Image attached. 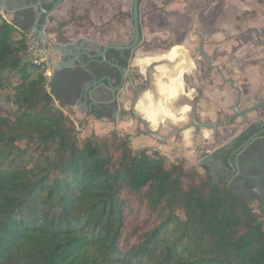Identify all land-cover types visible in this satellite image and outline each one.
<instances>
[{"label":"trees","instance_id":"16d2710c","mask_svg":"<svg viewBox=\"0 0 264 264\" xmlns=\"http://www.w3.org/2000/svg\"><path fill=\"white\" fill-rule=\"evenodd\" d=\"M29 41L0 14V264H264V206L257 213L208 167L134 150L129 135L81 144ZM131 58L107 53L123 69ZM101 60L83 58L119 86L120 71ZM118 108L87 114L114 119Z\"/></svg>","mask_w":264,"mask_h":264},{"label":"flooded vegetation","instance_id":"af4514ba","mask_svg":"<svg viewBox=\"0 0 264 264\" xmlns=\"http://www.w3.org/2000/svg\"><path fill=\"white\" fill-rule=\"evenodd\" d=\"M40 1L43 3L39 5L46 10L47 5L53 6L57 2V0ZM242 6L243 8L236 11L234 25L221 28L224 38L222 42L209 44L211 42L203 38L192 40L194 45L189 53L192 68L189 73L193 77L200 74L201 82L199 85L183 82L184 92H181L174 102L160 95L157 82L153 83L151 71H148L150 75H146L139 84L135 83L130 67L137 49L133 52L129 51L132 53V58L126 69L130 70V76L137 91L131 86L129 79L125 81L122 89L127 84L130 91L134 93V99L130 103L128 112H123V114L127 113L130 121H138L145 127L140 130L142 137H153L162 145L172 140L175 148L183 147L193 149L195 154L202 153L201 168H210L211 176L216 181H225L231 191L235 189L239 192V197L248 203L264 206V107L243 117L233 118L236 116L237 107L240 112H243L264 103V93L258 94L254 100L246 101L241 86L245 77L240 74L241 70H246L252 64L257 55L264 53V3H249ZM40 13L41 9L37 6V1L29 2L26 18L22 23H28V28L33 27L32 21L36 17L39 18ZM43 17L46 16L42 15L40 22ZM40 22L39 28L41 27ZM140 25L142 29L141 20ZM232 42H234L236 55L234 64H231L228 57V49ZM141 46H143L142 31L139 47ZM210 46L219 53L217 58L210 53L208 49ZM81 60L83 61L82 57ZM109 62L116 64L114 61ZM159 66L154 63L149 70H156ZM231 70L236 74L235 76L229 73ZM108 77L105 76L100 87L96 89L97 95L94 94L93 99L88 100V108L83 105L84 97L77 99L78 92L73 95L63 92L60 94L61 102L73 106L74 102L78 101L80 104L77 106L86 109V113L93 108L117 102V94L122 89L118 92L112 91L109 88ZM120 85H114V87L119 88ZM68 92L72 93V88ZM147 93L153 94L155 101H161V105L168 106L172 111L173 117L166 118L159 125L161 127L166 123L169 124L164 126L168 129L167 134L149 130L150 123L142 114H137V105L145 99ZM215 96H218V99H214ZM219 100L220 104L224 100L232 104L225 108L219 104ZM215 102L219 105L213 107ZM245 102L248 103L245 104ZM183 108H186V113L183 112ZM117 114H119V108L114 118ZM212 114L215 117H211ZM187 132L189 139L186 138Z\"/></svg>","mask_w":264,"mask_h":264},{"label":"crops","instance_id":"0c3cea01","mask_svg":"<svg viewBox=\"0 0 264 264\" xmlns=\"http://www.w3.org/2000/svg\"><path fill=\"white\" fill-rule=\"evenodd\" d=\"M248 1L142 0L140 16L143 46L138 47L134 54L133 64L131 63L130 67L132 73L136 69L145 79L151 65L157 63L160 65L156 68L158 92L168 100L176 101L181 92H184L183 82L196 85L201 82L200 74L193 77L189 73L192 68L189 56L194 45L192 40L203 38L211 42L209 44L222 42L224 38L221 28L234 25L236 11L243 8V4L264 3V0ZM50 18L52 20L46 23L44 30L48 43L55 49L52 74L59 62L61 60L67 62L72 58V54H79L80 51L85 50L95 56L107 45L124 46L130 44L133 39L132 0H67ZM64 23L66 26L61 28L60 25ZM233 44L234 42L228 49L231 64H234L236 56ZM208 49L213 53L214 58L218 57L219 53L216 49L211 46ZM81 57L86 56L81 55ZM229 73L236 75L233 70ZM240 74L245 77L241 86L246 101L254 100L258 94L264 93V53L257 55L252 64L246 70H241ZM65 82L64 80L63 83ZM139 83L140 81L136 82ZM49 87L52 94L53 87L51 85ZM129 91L126 84V87L117 94L120 114L117 122L123 126L130 125L131 122L123 116V112H128L131 103L128 99ZM213 98L218 99V96ZM55 102L59 107L65 106L73 111L86 113V109L78 106L57 100ZM161 103L155 101L153 94L147 93L145 99L137 105V109L153 128H157L166 118L173 117L170 108ZM213 104V107L219 105L217 102ZM230 104L232 103L224 100L220 105L227 108ZM183 112L186 113V108H183ZM211 117L215 115L212 114ZM186 138H190L188 132ZM162 147L171 149L174 143L169 140Z\"/></svg>","mask_w":264,"mask_h":264},{"label":"water","instance_id":"95a60500","mask_svg":"<svg viewBox=\"0 0 264 264\" xmlns=\"http://www.w3.org/2000/svg\"><path fill=\"white\" fill-rule=\"evenodd\" d=\"M33 1L34 0H0V14H2L6 18H9L11 20V23L17 26V28H19L22 32L29 35H34L37 38L48 42L46 38V31L44 30V28H39L40 17L42 15H45L47 17V22L52 20L50 17L53 15L56 9L62 6L67 0H57V2H55L52 8L49 10L44 9L42 6L39 5L43 2H41L40 0H36L37 6H39V8L41 9V13L39 14V18H37L38 13L36 14L37 17L32 21L33 27L31 26L30 28H28L29 24H23L22 22L26 18V9L28 8L29 2ZM53 1L55 0H48V2ZM140 5V0H132V21L134 35L131 44L124 46L110 44L105 46L102 51L100 53L98 52V54H96L95 56L90 54L89 51L82 50L79 52V54H72V58L67 62H64L63 60L59 62V64L54 68V73L52 77L47 78V82L53 87L52 95L55 100L61 101L60 94H63V92H67L68 95H73L75 92H78L77 96H75L77 97V99H81L82 97H84L85 102L83 103V105L85 108H88V100H92L94 94L97 95L95 91L100 87L102 80H98L95 74L89 72V70L87 69V65L81 60V55H85L86 57L92 60H97L98 58H101L103 63L117 68L120 71L122 83L119 88H115L113 85L114 81L110 77H108L109 88L112 91L118 92L120 89L123 88L125 81L128 79L130 81L131 86H133L137 91V88L135 87V84L131 79L130 70L123 69L118 64L109 62L107 60V53L111 50L120 52H133L139 47V45L141 44ZM77 69H81L87 72L89 74V79L87 81H83L82 79L76 78L75 71ZM64 80H66L67 82L63 83ZM70 88H72V93L68 92ZM77 104L79 105L80 103L78 101H75L73 106H77ZM262 107H264V103L258 104L255 107L247 109L243 112H240L239 108L237 107L236 116H234L233 118L243 117L248 113L256 111L257 109ZM134 115L138 117L136 113H134ZM119 116L120 114H117V117ZM132 120H134V118ZM156 136H159V134H156ZM232 193L236 196H240L239 192H237L235 189H232Z\"/></svg>","mask_w":264,"mask_h":264},{"label":"rangeland","instance_id":"374dc122","mask_svg":"<svg viewBox=\"0 0 264 264\" xmlns=\"http://www.w3.org/2000/svg\"><path fill=\"white\" fill-rule=\"evenodd\" d=\"M243 1L249 2L248 0H243ZM7 20H10V19L8 18ZM159 69L158 71H160ZM51 70L52 68L50 69V72ZM134 70L135 72L132 74H133L135 83L137 81L141 82L143 79L142 75H140V73H138L136 69ZM148 71H151L152 80H153V83L155 84L157 74H158L157 70H148ZM52 75L53 74L51 73V77ZM147 75H150V74L147 72ZM51 77H48V78H51ZM49 91H50V87H49ZM11 95H12V92L10 91L2 93V96H11ZM128 99L131 101L134 99V93H132L131 91H129ZM55 106L59 108L60 110H62L68 117H70L73 120V122L76 125L77 131L79 133V139L81 141V144L84 143L89 138H94V137L103 138V139L110 138L113 133H117L120 136L129 135L131 137V146L134 150H147L149 155L152 157L161 156V157L166 158L168 164L178 163L183 160L187 168L194 167V168H197L198 172H200L201 174L203 175L205 174L204 169L201 168V165H200L202 162L201 161V158L203 156L202 153L195 154L193 153V149H185L183 147L181 148L171 147V149L163 148L162 144L155 141L153 137L144 138L140 136V133H141L140 130L145 129V127L139 124L138 121H131L130 125L123 126L122 124L117 122V117L114 118L115 120L114 119L112 120L113 122H108L109 119H104V120L99 121V120H95V118L91 116H88L87 113L82 114V113L73 111L71 108H67L65 106L59 107V105H57L56 102H55ZM126 114L125 113L123 114L124 118L129 119V116ZM137 114H141L138 109H137ZM165 125H169V124L166 123L164 125H161V127L159 126L157 128H153L152 125L149 124L148 129L159 132V133L167 134L168 129L164 127ZM26 145H27L26 143L21 144L22 148H25ZM251 206L258 213V210H257L258 204L254 203V204H251ZM180 216L182 217V213H180Z\"/></svg>","mask_w":264,"mask_h":264},{"label":"built area","instance_id":"2783aa9c","mask_svg":"<svg viewBox=\"0 0 264 264\" xmlns=\"http://www.w3.org/2000/svg\"><path fill=\"white\" fill-rule=\"evenodd\" d=\"M29 53L38 64H43L47 67V76L51 77L50 69L53 66L54 50L52 46L34 35H30Z\"/></svg>","mask_w":264,"mask_h":264},{"label":"bare ground","instance_id":"6f19581e","mask_svg":"<svg viewBox=\"0 0 264 264\" xmlns=\"http://www.w3.org/2000/svg\"><path fill=\"white\" fill-rule=\"evenodd\" d=\"M154 122H157L156 120H154Z\"/></svg>","mask_w":264,"mask_h":264}]
</instances>
